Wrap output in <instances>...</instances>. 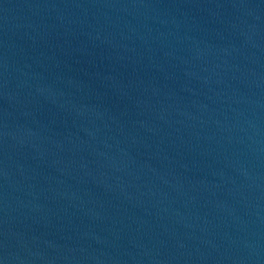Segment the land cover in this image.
<instances>
[{
    "label": "water",
    "instance_id": "95a60500",
    "mask_svg": "<svg viewBox=\"0 0 264 264\" xmlns=\"http://www.w3.org/2000/svg\"><path fill=\"white\" fill-rule=\"evenodd\" d=\"M2 264H264V0H0Z\"/></svg>",
    "mask_w": 264,
    "mask_h": 264
},
{
    "label": "snow or ice",
    "instance_id": "6c2138e0",
    "mask_svg": "<svg viewBox=\"0 0 264 264\" xmlns=\"http://www.w3.org/2000/svg\"><path fill=\"white\" fill-rule=\"evenodd\" d=\"M0 264H2V262H0Z\"/></svg>",
    "mask_w": 264,
    "mask_h": 264
}]
</instances>
